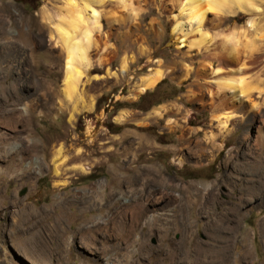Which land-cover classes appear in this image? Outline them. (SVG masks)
Masks as SVG:
<instances>
[{"label": "rangeland", "instance_id": "rangeland-1", "mask_svg": "<svg viewBox=\"0 0 264 264\" xmlns=\"http://www.w3.org/2000/svg\"><path fill=\"white\" fill-rule=\"evenodd\" d=\"M179 1L94 4L99 28L92 30L89 65L80 66L78 96L67 102L64 55L39 17L43 5L60 0H0V134L8 139L4 149L14 146L0 149V264H161L175 247L188 250L191 259L198 244L216 243L205 227L208 215H227L251 187L255 195L242 216L221 222L238 225L236 234L248 237L245 262L239 258L243 243L226 237L231 264H264V138L257 132L264 128V102L249 109L244 101L212 144L204 137L217 133L214 116L224 120V109L211 106L206 88L214 84L212 69L237 67L242 59L250 80H264V45L247 59L248 44L241 43L230 64L196 46L204 36L217 47L247 20L246 41L256 34L263 40L264 0H245L240 10L216 17L208 12L199 29L179 11ZM175 22L179 27L172 31ZM156 68L162 78L140 91L139 78ZM159 107L166 108L154 113ZM122 110L130 113L127 120L117 119ZM25 144L33 147L27 151ZM58 147L63 158L56 176L52 155ZM77 164L84 171L70 169ZM208 192L220 203L206 214L200 201ZM140 205L135 226L132 214ZM117 219L132 229L122 244L125 263L116 250L101 253L118 241L111 223Z\"/></svg>", "mask_w": 264, "mask_h": 264}, {"label": "bare ground", "instance_id": "bare-ground-1", "mask_svg": "<svg viewBox=\"0 0 264 264\" xmlns=\"http://www.w3.org/2000/svg\"><path fill=\"white\" fill-rule=\"evenodd\" d=\"M103 1L104 0H60L59 5L55 7H48L46 5H43L39 12L41 21L45 23L48 29L49 40H51L64 55V79L62 96L63 100H66L67 102L75 100V97L78 96L76 90L78 87L80 76L83 73L80 70V66L83 65L85 67L89 65L87 51L92 43V30L94 28H99L93 5L99 2L101 3ZM173 1L177 2L179 0ZM244 2L245 0H180L178 8L179 11L186 12L188 19L193 21L196 24V27L199 29V27L204 23L205 17L208 12H212L215 17L217 16V14L214 13L220 11L232 13L235 10H240L244 6ZM251 26V20H247L244 26L240 27L239 31H232L224 35L222 40L218 43L217 47H211V39L207 40L204 36H202L198 43H196V46L198 48L197 50L205 52L208 58H213L218 61L230 64L233 63L237 58L235 57V52L237 50L236 47L241 43H247L248 45L246 46L248 48L246 49L245 53L248 59L249 57H251V55L253 56L254 52L259 49L260 43L263 42V44L261 45H264V38L263 40H259L261 36L257 34L253 35V40L251 39L249 42L246 41L247 35L245 36L244 31L248 30ZM178 27L179 23L175 22L172 27V31H176ZM257 36V40L254 39ZM22 37L23 40L28 43L30 36L27 30L22 33ZM181 42L182 39H180V43ZM239 61V65L237 67L228 65L225 69L221 67L212 69V73L216 75L211 79L214 84L208 85L206 88L208 89V92L211 96V106L217 109H224L222 114H220L224 117V120H221L219 118V115L213 117L214 121L216 122L215 127L217 128V133H213L210 131L206 132L204 137L207 143L212 144V141L216 138V136L221 135L223 131L226 130L227 122L234 115L233 110L238 106H241L244 101H248L250 103L249 109L258 108L260 103L262 101L264 102V80L257 79V77L250 80V76L243 72V69L248 65H245L242 59H240ZM209 62L210 61H206V65H209ZM126 65L127 60L123 58L121 62V71H125ZM223 71L227 74H221ZM163 73L164 71L161 68H156L149 73L141 76L139 78L138 84L139 90L143 91L154 86L162 78ZM253 91H255L254 94L252 93ZM252 95H254L253 98H251ZM86 105L89 107L91 106L90 100L87 101ZM165 108L166 107L156 108L154 110V113L158 111L160 112ZM129 116V112H127L126 110H122L117 119L127 120ZM260 122L261 121H259V123ZM261 125H263L264 127V119L262 120ZM257 132L259 133L258 136L262 140L264 138V128H258ZM7 140L8 139L6 135L0 134V149L6 152H10L12 148L14 149L13 145L10 144L11 146L9 147V149L5 148L6 150L3 147V144ZM262 141L264 142V140ZM32 147V144H25L24 149L29 151L28 149ZM62 158V148L58 147L57 149H55L52 155V170L54 175L56 176L61 174L60 166L62 165ZM70 169L72 171H84V167L81 164L73 165L70 167ZM152 171V169H147V173L152 174ZM131 181L137 183V178L135 177L131 179ZM121 182L122 180L120 179L118 183L120 184ZM262 183H264V172H262L261 181H259L261 187L263 186ZM261 187H258L259 190L261 189ZM246 194L247 195L243 198H237L238 202H232V206L228 207L225 211L227 215H231L236 220L242 216L243 212L241 211V208L245 203H248L250 199L254 197V188L251 187L249 192ZM112 195L113 194H111L110 199L107 200V205L111 204V200L113 199ZM197 195L191 197V200L195 202ZM215 196L216 195L212 192H208L206 193V195H201L200 209L202 212L206 213L211 207H213L214 204L220 203L217 198L215 199ZM82 202L86 201L83 199ZM141 206L142 205L138 206L132 214V223L133 225L135 223V226L139 223L141 216L143 215L144 209ZM211 215V213L208 215L210 218L206 222L205 227L207 228V230L211 231L212 236L216 241L215 244L207 243L208 245L205 247L200 244H198V246L196 245L197 247L194 249V251H192V253L194 252L195 257H192L191 259H189L191 254L188 250L183 249L181 251L180 249L175 247L174 249L165 252L163 259H167L168 262H163L161 264H229L231 255L228 252L229 248H227L225 245L229 241L228 239H226L228 235L230 239L234 238L236 239V241L240 240L243 243L242 246L244 247V251L241 255H239V258L240 260H243L242 262H245L250 257V249L247 248V234L239 236L240 234L237 232V235L236 230H240L238 228V225L235 226V228L224 226L221 221L227 215ZM111 223L116 226L114 237L116 236L118 241L112 243L111 245L106 244V246L102 248L101 253H103V251L109 252L116 250L120 256V260L124 261L125 263L127 255L124 248L122 247V244H126L127 238L131 236L130 231L132 229L131 227H128L126 223H124L121 219H117V221H112ZM262 225H264V221ZM78 230L79 229H77V231ZM86 260L91 259L86 258ZM91 261L94 262V260Z\"/></svg>", "mask_w": 264, "mask_h": 264}]
</instances>
